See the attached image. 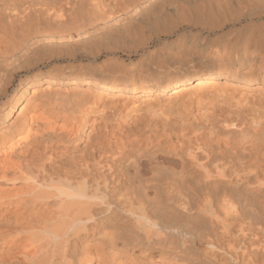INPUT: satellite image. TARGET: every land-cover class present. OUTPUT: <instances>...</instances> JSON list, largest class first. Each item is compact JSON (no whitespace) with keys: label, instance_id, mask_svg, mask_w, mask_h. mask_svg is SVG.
<instances>
[{"label":"bare ground","instance_id":"obj_1","mask_svg":"<svg viewBox=\"0 0 264 264\" xmlns=\"http://www.w3.org/2000/svg\"><path fill=\"white\" fill-rule=\"evenodd\" d=\"M0 264H264V0H0Z\"/></svg>","mask_w":264,"mask_h":264}]
</instances>
